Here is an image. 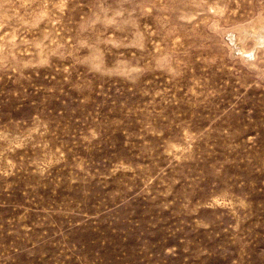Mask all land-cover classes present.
Returning <instances> with one entry per match:
<instances>
[{
    "label": "rangeland",
    "instance_id": "374dc122",
    "mask_svg": "<svg viewBox=\"0 0 264 264\" xmlns=\"http://www.w3.org/2000/svg\"><path fill=\"white\" fill-rule=\"evenodd\" d=\"M0 264H264V0H0Z\"/></svg>",
    "mask_w": 264,
    "mask_h": 264
}]
</instances>
